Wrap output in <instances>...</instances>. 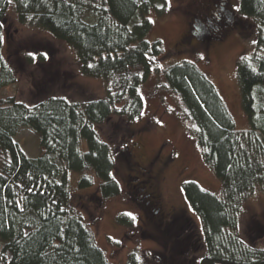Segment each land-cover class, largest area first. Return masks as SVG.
<instances>
[{
    "label": "trees",
    "instance_id": "trees-1",
    "mask_svg": "<svg viewBox=\"0 0 264 264\" xmlns=\"http://www.w3.org/2000/svg\"><path fill=\"white\" fill-rule=\"evenodd\" d=\"M11 5L21 25L69 46L81 75L102 81L105 96L86 103L60 95L34 105L14 97L0 101V264H110L73 207L70 174L82 175L77 182L80 191L92 189L98 180L101 201L121 195L114 177L116 163L125 162L134 170L128 144L145 108L141 89L161 71L159 59L164 55L161 41L147 40L153 29L148 17L152 12L166 15L167 1L0 0V90L16 83L1 56ZM240 15L260 27L256 51L237 65L248 132L236 130L216 86L195 64L182 62L163 74L167 89L185 109L204 163L222 187L219 197L196 183L183 185L204 233L206 252L198 264H264V248L247 244L236 233L245 203L257 192L264 193V0H240ZM232 25L249 29L235 19ZM37 75L41 80L43 74ZM59 89L61 85L55 92ZM113 122L120 127L117 146L99 132ZM24 129L40 138V156L27 157L15 141ZM148 181L146 176L138 190L147 189L143 183ZM146 193L144 197L150 195ZM150 201L149 206L141 202L139 209L152 228L161 208ZM169 220L162 217L158 228L164 231ZM118 223L132 227L134 221L119 215ZM127 264L142 263L131 254Z\"/></svg>",
    "mask_w": 264,
    "mask_h": 264
},
{
    "label": "rangeland",
    "instance_id": "rangeland-1",
    "mask_svg": "<svg viewBox=\"0 0 264 264\" xmlns=\"http://www.w3.org/2000/svg\"><path fill=\"white\" fill-rule=\"evenodd\" d=\"M166 1V15L152 12L148 17L153 29L147 40L161 41L164 55L159 59L161 71L153 73L141 89L145 108L134 127L135 137L128 144L134 170L130 171L125 162L116 163L114 177L121 186V195L101 201L98 180L95 179L92 189L80 191L77 182L82 175L70 174L73 207L84 217L110 264H127L131 254L138 255L142 264H198L206 252L200 219L187 203L183 185L193 182L219 197L222 187L204 163L183 105L166 87L163 76L166 69L182 62L195 64L216 86L236 130H250L242 108L237 65L243 57L256 51L260 27L240 15V0H220L217 5L233 21L244 22L249 29L225 26L220 17L213 19L211 13L204 11L209 9L212 0ZM204 15L207 17L203 18ZM4 28L1 56L13 71L16 83L0 90V101L14 97L18 102L34 105L60 95L71 102L86 103L105 96L102 81L81 75L76 55L69 46L40 29L21 25L12 5L7 10ZM40 72L43 77L38 81ZM59 85L63 89L55 92ZM115 123L99 128L102 138L112 146L119 144L116 135L124 127L119 123L118 128ZM15 141L29 158L42 153L40 138L28 129L21 130ZM148 167L153 170L155 185L148 187L147 192L153 194L156 206L161 208L153 216L152 228L139 209L141 202L146 201L135 193L131 184L139 177L140 183L145 180ZM127 213L136 217L132 227L118 223V216ZM162 217L163 221L170 219L164 231L158 228ZM178 220L181 224L188 222V234L181 233ZM236 233L247 244L264 248V193L257 192L245 203Z\"/></svg>",
    "mask_w": 264,
    "mask_h": 264
},
{
    "label": "flooded vegetation",
    "instance_id": "flooded-vegetation-1",
    "mask_svg": "<svg viewBox=\"0 0 264 264\" xmlns=\"http://www.w3.org/2000/svg\"><path fill=\"white\" fill-rule=\"evenodd\" d=\"M220 0H212L211 1V4L209 5V9H204V11L206 12V10H207V12H209V13H211V15H212V18L213 19H215L216 17H220L221 19H222V21H223V24L226 26H228L229 24H231L232 25V22H234L233 21V17L231 16V15H229V17H231V19L228 17V14H226L227 12L225 11V9H223L222 8V10H219V8H218V5H217V3L219 2ZM212 4H214V5H212ZM217 13H218V15H217ZM229 13V12H228ZM224 14H226V17L224 16ZM207 17V15H204V17L203 18H206ZM219 21H220V19L219 20H217L216 22L217 23H219ZM210 22V21H209ZM230 22V23H229ZM223 28V27H222ZM194 33V32H193ZM195 34V33H194ZM210 36V35H209ZM138 167L139 168H141V166L140 165H138ZM152 167V166H151ZM141 176H142V174H141ZM145 176H147V178H148V182L147 183H143V184H147V189L145 188V189H141V190H138V188H137V184L140 182V177L139 178H137L136 180H135V182L134 183H131L132 185H133V190H135V193H139V194H141L140 195V197L142 198V200H145L146 202H142V203H145V205L146 206H149L150 204H151V199L153 200V194L150 192V195H148V197H144L143 196V192L146 190V191H148V187L150 188V187H153L152 186V183H153V170L150 168V167H148V168H146V170H145ZM155 180V179H154ZM149 185V186H148ZM152 191H153V188H152ZM179 223V222H178ZM178 223H177V225H178ZM162 226H164V224L163 223H161L160 224V227H162ZM181 227V233H183V232H186L187 234L190 232V226L188 225V223L187 222H185L184 224H182V226H180ZM191 239V237H189L186 241H188V240H190ZM185 241V242H186ZM190 246H192L191 244H189V247ZM190 250V249H189Z\"/></svg>",
    "mask_w": 264,
    "mask_h": 264
},
{
    "label": "snow or ice",
    "instance_id": "snow-or-ice-1",
    "mask_svg": "<svg viewBox=\"0 0 264 264\" xmlns=\"http://www.w3.org/2000/svg\"><path fill=\"white\" fill-rule=\"evenodd\" d=\"M30 56H33L32 53H29ZM33 58L35 59V57L33 56ZM128 216H130L133 220L136 219V217L132 214V213H127Z\"/></svg>",
    "mask_w": 264,
    "mask_h": 264
}]
</instances>
